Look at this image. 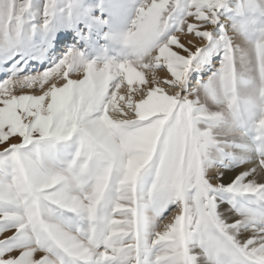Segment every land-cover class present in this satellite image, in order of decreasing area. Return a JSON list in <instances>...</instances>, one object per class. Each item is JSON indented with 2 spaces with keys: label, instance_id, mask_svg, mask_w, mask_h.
Segmentation results:
<instances>
[{
  "label": "snow or ice",
  "instance_id": "snow-or-ice-1",
  "mask_svg": "<svg viewBox=\"0 0 264 264\" xmlns=\"http://www.w3.org/2000/svg\"><path fill=\"white\" fill-rule=\"evenodd\" d=\"M65 10L0 0V264H264V0H139L109 60Z\"/></svg>",
  "mask_w": 264,
  "mask_h": 264
},
{
  "label": "rangeland",
  "instance_id": "rangeland-1",
  "mask_svg": "<svg viewBox=\"0 0 264 264\" xmlns=\"http://www.w3.org/2000/svg\"><path fill=\"white\" fill-rule=\"evenodd\" d=\"M42 2V0H40ZM109 0H98V6H92V0H81L87 12L68 14V11L58 13V18L53 21V34H70L72 39L66 41L57 55L67 52L70 47L77 49L87 60H109L122 58L129 50L122 39H117L118 34L128 30L133 18V8L139 0H121L128 11L124 15L112 16L106 5ZM69 0H59L63 8ZM38 23L42 21H37ZM40 33H37L39 38ZM74 41V42H73Z\"/></svg>",
  "mask_w": 264,
  "mask_h": 264
},
{
  "label": "bare ground",
  "instance_id": "bare-ground-1",
  "mask_svg": "<svg viewBox=\"0 0 264 264\" xmlns=\"http://www.w3.org/2000/svg\"><path fill=\"white\" fill-rule=\"evenodd\" d=\"M92 6H94L95 7V4H97V6H98V0H92ZM74 42V41H73ZM71 48V47H70Z\"/></svg>",
  "mask_w": 264,
  "mask_h": 264
}]
</instances>
